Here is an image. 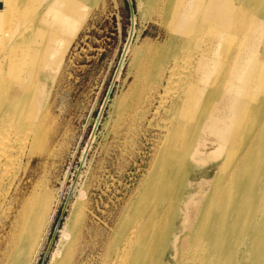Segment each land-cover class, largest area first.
Masks as SVG:
<instances>
[{"label":"bare ground","instance_id":"obj_1","mask_svg":"<svg viewBox=\"0 0 264 264\" xmlns=\"http://www.w3.org/2000/svg\"><path fill=\"white\" fill-rule=\"evenodd\" d=\"M90 9L0 0L2 201L19 176L7 168L20 171L43 142L46 85ZM161 10L168 41L148 51L122 112L142 123L161 115L158 155L104 264H264V0H163ZM85 219L74 210L54 256L76 245Z\"/></svg>","mask_w":264,"mask_h":264},{"label":"rangeland","instance_id":"obj_2","mask_svg":"<svg viewBox=\"0 0 264 264\" xmlns=\"http://www.w3.org/2000/svg\"><path fill=\"white\" fill-rule=\"evenodd\" d=\"M162 2L86 0L91 9L46 85L43 142L20 171L18 162L6 170L19 176L0 196V264H62L70 252L73 264H104L113 230L137 208L139 184L158 155L161 115L150 112L142 123L122 112L137 96L148 51L168 41ZM151 68L141 81L153 77ZM76 209L86 214L81 236L54 256Z\"/></svg>","mask_w":264,"mask_h":264}]
</instances>
